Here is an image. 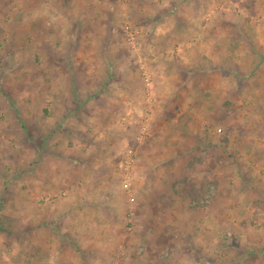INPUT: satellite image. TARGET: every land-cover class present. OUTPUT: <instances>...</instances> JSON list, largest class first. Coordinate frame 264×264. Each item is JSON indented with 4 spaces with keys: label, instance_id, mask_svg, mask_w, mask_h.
I'll list each match as a JSON object with an SVG mask.
<instances>
[{
    "label": "crops",
    "instance_id": "obj_1",
    "mask_svg": "<svg viewBox=\"0 0 264 264\" xmlns=\"http://www.w3.org/2000/svg\"><path fill=\"white\" fill-rule=\"evenodd\" d=\"M171 2L172 13L165 12L163 17L153 13L149 16L147 35L154 40L147 46L148 51L144 49L149 55L148 63L154 69L158 68L156 78L158 89L160 88L154 99L157 111L155 132H152L150 126L144 134L149 135L147 138L151 139L158 137L160 142L150 144V147H137L132 150L128 142L133 141L136 128L128 124L122 125L125 126L123 128L121 126L117 128L113 124L118 112L122 116V123H126L128 110L125 111L127 114L121 112L125 110L126 102L132 98L137 100L140 94L138 88L135 92L129 89L130 86L137 87L138 84L132 78L128 58L119 66L122 79L110 77L113 64L111 58L105 57L104 71L108 77L104 75L99 78L101 80L95 77L85 78L86 89L82 87L83 82L74 73L61 82L66 86V92H58V103L65 100L71 102V106L59 108L58 105V117H61V120L58 122L57 131L62 134V126L66 121H70V128L66 126L65 128L69 129L67 131L71 133V138H67V141L58 140V154L55 153L58 156V178L51 179L43 173L35 174V178H39L38 182L41 181L42 184L35 189L31 188L32 186L29 189L20 188L18 194L23 195L25 191L26 197H43L52 192L50 187L56 188L58 184V222H54L52 227L54 230L58 229V246L62 247L58 249V264H82L83 261L87 264L98 263L100 260L96 261L93 251L99 248L100 237L96 238L95 232L104 230L100 234L105 238L109 236L113 238L114 230L123 231L127 227L125 207L120 205L125 204L127 200L124 197L123 200L119 198L117 202L118 189L123 188L118 182L121 173L116 172L114 166L123 165L128 160H132L131 165L135 164V175L140 167L144 174H147L139 178V181H144L143 190L141 188L138 190V198L135 196V199L139 213L150 214L147 220L138 222L139 226L147 230L145 241L148 247L159 238L166 237L168 245L175 242H180V245L186 243L187 251H190V255L193 253L199 256V262L212 260L214 261L212 264H221L222 257L227 256L226 253L230 249L232 253L229 264H264V234L262 233L261 238L251 234L252 238L246 239L245 236L243 238L244 233L241 234V238L238 233V229L251 230L248 219L245 221L247 217L241 220L240 214L248 213L249 209L264 213V175H261V170H264V142L258 140L259 136L264 140V120H261L264 116L255 114L258 104L260 102L264 104V13L225 14L228 18L221 16L219 21L225 24V19L231 29L211 30L207 28L206 20L202 22L204 13L202 17L199 15L196 18L191 16L188 18L179 13V9L186 6V10L195 8L200 0ZM64 5L71 10L70 25L73 28V32L69 34L71 38H75L74 34L78 31H84L87 23L95 25L97 34L98 26L102 25L107 28L102 35L114 36L111 34L114 32L116 20L111 9L114 1L64 0ZM215 19L216 17L214 21ZM60 20L58 13V21ZM105 21L109 23H103ZM162 21L165 24L160 26ZM240 21L246 22L248 25L246 29L240 26ZM110 26L112 28H109ZM160 37H166L167 41L174 39L173 46H165V50L159 49ZM102 54L106 55L105 52ZM75 60L78 62L77 58ZM74 64L73 59L67 62L68 68L72 70ZM117 82L123 88L116 92L110 87ZM99 97L106 104L96 107L94 103ZM96 116L99 119H96ZM63 118L68 119L63 121ZM221 122L225 124V128L222 129L227 136L224 142L222 140L225 138L216 134L217 125ZM254 134L258 136L254 137ZM241 138L244 140H240ZM138 139L142 143L145 137L140 135ZM10 145L6 140L0 147ZM34 147L45 148L43 144ZM48 147L54 149L57 146L50 144ZM127 147L133 154L125 152ZM252 150H256L258 156L254 154L249 157ZM41 155L48 156L39 153L40 157L37 156L38 160L34 161L42 165L47 164ZM250 163H255L257 168L247 169ZM5 164L7 166V162ZM226 164L232 166L228 172L226 167L224 168ZM260 164L263 165L261 168ZM203 165L213 166V169L205 173L197 172ZM233 165L237 166V170ZM184 177L194 182L198 189L202 181L212 182L217 188L216 195L209 203L207 202V205L198 208H189L187 204L186 207L176 205L179 199L175 193L181 191L178 184H181ZM226 177L230 179L227 180ZM35 178L32 180L34 183L37 181ZM26 180L29 184L32 183L29 178ZM157 180L162 184V189ZM223 180L227 183H223ZM107 181L109 186L113 183L111 188H107ZM14 189L19 192L18 189ZM163 194L169 198V204H159V197ZM195 195L197 194H193L192 197ZM188 201L185 200L186 203ZM173 202L174 204H170ZM259 204H262L263 210L258 209ZM160 212L172 214V219L157 220L155 214L157 213V217L161 219ZM178 212L186 214L184 221L177 219ZM219 213L237 215L236 222L233 220L234 223L231 225V228L236 229V234L228 233V224H224L221 217L217 216ZM191 215L198 217V220L196 218L187 220L186 217L190 218ZM154 228L168 231L160 234L151 231ZM196 229L201 230L197 239H177L180 233L189 236V233ZM212 229L216 232L224 230L227 236H231L232 241L227 242L228 248L224 253L221 248L215 249L217 245H224L223 239L220 238L218 244L212 242L214 258L209 256V259H206L207 256L203 258V254L197 253L193 247L199 246L200 243L204 245L205 243L201 241L204 238L200 236L206 235L207 230ZM169 232L170 234H166ZM88 234L93 235L95 246V249L92 248L90 251L88 248L89 245L92 246V240L86 239ZM213 237L219 239L220 236L214 234ZM105 238L103 242H107ZM110 241L111 239L108 240ZM143 241L142 236L126 239L125 247L128 251L123 255L115 250L117 245L115 242L107 249H110V252L112 250V254L109 258H104L103 264H145L138 257L139 251H136L141 250L138 248ZM178 256L177 251L172 252L168 262L182 264L183 259L177 258ZM145 257L148 260L147 264H155L151 260L152 255L148 254ZM23 262L19 261L21 264Z\"/></svg>",
    "mask_w": 264,
    "mask_h": 264
},
{
    "label": "rangeland",
    "instance_id": "obj_2",
    "mask_svg": "<svg viewBox=\"0 0 264 264\" xmlns=\"http://www.w3.org/2000/svg\"><path fill=\"white\" fill-rule=\"evenodd\" d=\"M112 1H114V5L111 6V9L114 11L116 18L114 20V32L111 33L114 36L102 35L101 33H105L107 29L102 27V25L98 26L99 34H97V30L94 29L95 25L87 23L86 27H83L84 31H78L74 34L75 38H71L69 35L73 32V28L70 25L71 10L64 5V0H0V145L4 144L6 140L11 144L10 147H0V215L7 221V226L9 225L12 231L11 233L0 232V264H21L19 263L20 260L24 261L23 264H58V249L62 247L58 246V229L54 230L52 228L54 222H58V181L56 188L50 187L49 189L52 192L43 197H26L25 191L23 195L18 194L21 191L20 188L29 189L32 186L31 188L34 187L33 189H35L42 184L41 181L38 182L39 178H35V174L43 173L50 176L51 179L58 178V156L55 154L56 152L58 154V140L67 141V138H71V133L67 131L69 129H66L70 128V121H66L62 126V134L57 131L58 122L61 120V117H58V105L60 106L59 108L71 106V102L65 100H63V103H58V92H66V86L61 84L64 79L69 78L74 73L79 80L81 79L84 84L82 87L86 89L85 78L95 77L99 79L104 75L108 77V74L104 71L105 57L106 59L111 58V62L114 65H112L113 69L111 68L110 77L122 79L119 66L124 62L125 58H128L130 60L132 78L138 84L137 87L130 86L129 89L135 92L138 88L140 94L137 100L132 98L126 102L125 110L121 112L124 114L128 110L126 123H122V116L118 112L113 124L117 128L125 124L136 128L132 137L133 141L128 142V145L131 146L129 148H132V150L137 149V147H150V144L155 145L160 142L158 137L155 139L147 138L149 135L145 136L142 131V125L147 124V129L151 126L150 129L155 132L157 111L155 110L154 103L156 101L154 99L160 92L156 78L158 68L156 70L148 63L147 58L149 55L145 50H149L147 46L154 40L148 37L149 16L153 13L156 16L163 17L165 12L169 11V13H172L170 12L173 8L172 2L171 0ZM263 4L264 0H200L195 8L186 10V6L180 8L179 13L184 14L186 17L188 16V18L190 16L196 18L199 15L202 17L204 13L205 16L202 22L206 20L207 28L211 30L217 28L220 31H226L230 30L231 27L227 25L225 19V24H221L219 21L221 16L226 17L225 14L232 13H239L240 15L248 12L263 15ZM58 13L61 18L60 21H58ZM207 18H209L208 21ZM103 23L109 22L105 21ZM164 24L165 22L162 21L160 26ZM240 26L246 29L248 25L246 22L240 21ZM109 28L112 27L110 26ZM173 41L174 39L167 41L166 37H160L158 40L159 49L165 50V46H173ZM103 52L106 53L105 56H103ZM76 58L78 62H76ZM70 59H73L75 64H77V66L74 64L73 70L67 66V62ZM161 72H159L160 76L162 75ZM144 73L149 74L153 80V88L149 94ZM110 88H114V91L117 92L123 86L117 82L112 84ZM151 97L152 100L150 101ZM104 104L106 103L100 97L94 103L96 107ZM113 107L115 109V104ZM249 108L251 109L252 106H249ZM130 113L131 115L129 116ZM255 114L264 116L263 102L258 104ZM147 116L150 117L149 122L146 121L149 118ZM66 119L68 118H63V121ZM96 119H99L98 116H96ZM261 120H264V117ZM222 128H225L223 122L217 125L216 134L218 137H224L225 139L222 140L224 142L227 136ZM218 129H221V132ZM140 135L145 137L142 143L138 139ZM256 135L254 134V137ZM240 140L244 139L241 138ZM258 140L264 142L261 136H259ZM39 144H43L45 148L38 149L34 147V145L38 146ZM50 144H55L57 147L51 149L48 147ZM128 151L127 147L125 152ZM255 151H249V157L254 156V154L258 156ZM39 153L48 154V156L41 155L42 159H46L47 164L42 165L34 161L35 159L36 161L38 160L37 156ZM121 156L124 155L121 154ZM121 160L124 161V159ZM5 162H7V166ZM119 165L114 166V168L116 172L121 173L118 182L123 189H118L119 192L116 198L117 202H119V198L123 200L125 197L127 200L125 204H120L125 207L127 227L123 231L114 230L113 238H110V236L105 238L103 234H100L104 230L95 232V237H100V240L99 248L93 252L95 253L96 261L97 259L100 261L94 264H103L104 258L111 256L112 250L110 252V249H107L115 242L117 243L115 250L123 255L128 251L125 247V240L140 236L143 237L144 241L141 247L138 248L141 250L136 251H139L138 257L145 264L148 262L145 257L148 254L153 256L151 260L155 264H172L168 261H170L172 252L176 253V251L179 253L177 258L183 259L181 261L182 264H212L214 261L212 262L211 259V262H199V256L193 253L190 255V251L186 249L188 248L186 243L185 245H180V242H175L172 245H168L166 237H161L155 243L153 242V247L146 245L147 230L139 226L138 222L147 220L150 214L146 212L139 213L135 196L138 195V190L142 189L144 184V181H139V178L147 174H144V170L142 171L140 167L135 175V164L126 166L123 163V165ZM262 166L260 164L259 167L261 168ZM155 167L157 169V166ZM225 167L226 172H228L232 166L226 164L224 165ZM233 167L234 169L237 168L236 165H233ZM253 167L254 169L257 168L255 163H250L247 169ZM209 169H213V166L203 165L197 172L205 173ZM108 173L111 174L109 171ZM239 173H241V170ZM261 175H264V170H261ZM26 178L31 181L35 178L37 181L35 183L32 181L29 184ZM240 178L242 180V177ZM226 179L229 180L230 177H226ZM157 182L161 184L160 181L157 180ZM224 182L227 183L226 180H223ZM112 185L113 183H110L109 186L107 181V188H111ZM160 187L161 189L163 188L162 184ZM14 188L18 189L19 192ZM178 188L181 191H176L175 193L177 199H179L176 205L186 207L185 205L187 204L189 208L207 205V202L209 203L217 192V188L212 182L202 181L198 189L188 177L183 179L181 184H178ZM193 194L197 195L192 197ZM185 200L189 201L186 203ZM159 201V204H169V198L164 196V194L159 197ZM222 203H225V201H222ZM170 204H174V202ZM259 206L258 209L263 210L262 204H259ZM159 215H162L161 219L157 217V213L155 214L159 221H170L172 219V214L160 212ZM176 215H178V220H185L186 214L184 212H178ZM240 215L242 217L241 220L247 217L245 221L247 222L248 219L251 230L238 229L239 237L241 238V234L244 233L243 238L245 236V238L251 239V234L261 238L262 233L264 234V213L262 211L257 213L249 209L248 213ZM217 216L221 217V220L225 222L224 224H228L227 229L229 232H227L229 234L232 232L233 235L236 234V229L231 228L233 220L236 222V214L219 213ZM186 218L187 220H194V218L197 219L198 217L192 216L189 218L187 216ZM151 231L164 234L168 230L154 228ZM200 232L201 230L196 229L190 232L189 236L180 233L177 236L178 238H175L194 240L198 238ZM217 232L214 229L211 231L207 230L206 235L200 236L204 238L201 241L205 244L200 243L199 246L196 245L195 247L192 245L197 253L203 254V258L206 256V259H209V256L214 258L212 255L214 254L212 253L214 252V247L211 245L212 242L218 244L220 243V238L223 239V242L225 241L224 245H217L215 249L221 248L222 253H224L226 248H228L227 242L232 241L231 236H227L224 230H217ZM166 234H170V232ZM214 234L220 236L219 239L218 237H213ZM103 238L107 239V242H103ZM86 239L92 240V246L89 245L90 247L88 248L89 251L92 248L94 250L93 235L88 234ZM109 239H111L110 242H108ZM78 251L81 253L80 250ZM227 252V256L222 257L221 264L230 263L232 252L230 249ZM82 264H87V262L83 261Z\"/></svg>",
    "mask_w": 264,
    "mask_h": 264
},
{
    "label": "built area",
    "instance_id": "obj_3",
    "mask_svg": "<svg viewBox=\"0 0 264 264\" xmlns=\"http://www.w3.org/2000/svg\"><path fill=\"white\" fill-rule=\"evenodd\" d=\"M145 74V82H146V84H147V86H148V88H149V91H148V94L150 93V91L152 90V88H153V80H152V77L149 75V74H147V73H144ZM150 116V115H149ZM149 116H147V117H149ZM148 120H146L147 122H149V120H150V117L149 118H147ZM143 127H142V131H143V133H145V130L148 128L147 126V124L146 125H142ZM218 131L219 132H221V129H218ZM128 154H133V152L131 151V150H129L128 152H127ZM131 162H132V160H128V161H125V165L126 166H129V165H131Z\"/></svg>",
    "mask_w": 264,
    "mask_h": 264
},
{
    "label": "trees",
    "instance_id": "obj_4",
    "mask_svg": "<svg viewBox=\"0 0 264 264\" xmlns=\"http://www.w3.org/2000/svg\"><path fill=\"white\" fill-rule=\"evenodd\" d=\"M0 232L1 233H11V229L9 227V225L7 226V221H5L4 218H2V216L0 215Z\"/></svg>",
    "mask_w": 264,
    "mask_h": 264
}]
</instances>
